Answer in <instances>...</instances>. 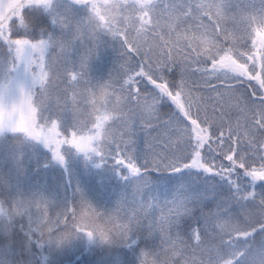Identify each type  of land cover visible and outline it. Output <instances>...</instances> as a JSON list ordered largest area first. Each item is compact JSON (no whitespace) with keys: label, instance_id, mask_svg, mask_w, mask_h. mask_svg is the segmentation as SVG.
<instances>
[{"label":"snow or ice","instance_id":"snow-or-ice-1","mask_svg":"<svg viewBox=\"0 0 264 264\" xmlns=\"http://www.w3.org/2000/svg\"><path fill=\"white\" fill-rule=\"evenodd\" d=\"M17 8L0 264H264V0Z\"/></svg>","mask_w":264,"mask_h":264},{"label":"trees","instance_id":"trees-1","mask_svg":"<svg viewBox=\"0 0 264 264\" xmlns=\"http://www.w3.org/2000/svg\"><path fill=\"white\" fill-rule=\"evenodd\" d=\"M9 2H10V5L12 6V8L16 9V12H14V14H18L17 5L19 3V0H9ZM0 19H3V14H0ZM106 71H107V69L105 70V72ZM93 74H97L95 66H93ZM165 175H167V174H165Z\"/></svg>","mask_w":264,"mask_h":264},{"label":"rangeland","instance_id":"rangeland-1","mask_svg":"<svg viewBox=\"0 0 264 264\" xmlns=\"http://www.w3.org/2000/svg\"><path fill=\"white\" fill-rule=\"evenodd\" d=\"M2 14V13H0ZM74 167V166H73ZM158 191V194L161 196V197H164L166 195V191L164 189H157Z\"/></svg>","mask_w":264,"mask_h":264}]
</instances>
